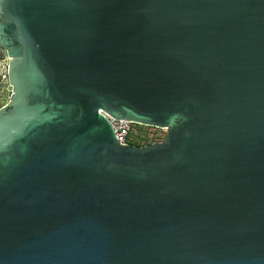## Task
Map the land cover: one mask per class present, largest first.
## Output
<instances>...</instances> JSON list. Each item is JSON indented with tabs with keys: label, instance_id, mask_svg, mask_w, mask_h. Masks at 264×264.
Masks as SVG:
<instances>
[{
	"label": "water",
	"instance_id": "95a60500",
	"mask_svg": "<svg viewBox=\"0 0 264 264\" xmlns=\"http://www.w3.org/2000/svg\"><path fill=\"white\" fill-rule=\"evenodd\" d=\"M0 48V264H264V0H0Z\"/></svg>",
	"mask_w": 264,
	"mask_h": 264
},
{
	"label": "built area",
	"instance_id": "2783aa9c",
	"mask_svg": "<svg viewBox=\"0 0 264 264\" xmlns=\"http://www.w3.org/2000/svg\"><path fill=\"white\" fill-rule=\"evenodd\" d=\"M3 76L4 75H2V78ZM104 116L109 120L114 130L116 141L123 146H134V145L136 146L137 139L138 141L144 139L142 130L145 127H149L134 122L115 120L107 115ZM140 142H142L141 145L137 147H143L149 144L160 143L162 141H156V140L153 142L148 141L146 144H144V141H140Z\"/></svg>",
	"mask_w": 264,
	"mask_h": 264
},
{
	"label": "rangeland",
	"instance_id": "374dc122",
	"mask_svg": "<svg viewBox=\"0 0 264 264\" xmlns=\"http://www.w3.org/2000/svg\"><path fill=\"white\" fill-rule=\"evenodd\" d=\"M3 53H2V49L0 48V61H3ZM4 68V63H0V70L3 71ZM2 78V77H1ZM1 107V105H0ZM142 134L144 139L140 140V141H144V144H146L148 141L153 142V141H164V139L166 138L167 135V131L166 129H161V128H156V127H145L142 130ZM138 141L137 139V143L136 146H140L142 142ZM135 146V145H134Z\"/></svg>",
	"mask_w": 264,
	"mask_h": 264
},
{
	"label": "crops",
	"instance_id": "0c3cea01",
	"mask_svg": "<svg viewBox=\"0 0 264 264\" xmlns=\"http://www.w3.org/2000/svg\"><path fill=\"white\" fill-rule=\"evenodd\" d=\"M0 63H2V61H0Z\"/></svg>",
	"mask_w": 264,
	"mask_h": 264
}]
</instances>
